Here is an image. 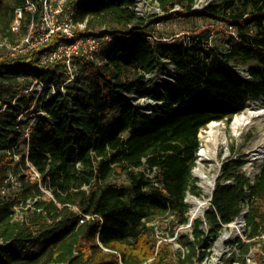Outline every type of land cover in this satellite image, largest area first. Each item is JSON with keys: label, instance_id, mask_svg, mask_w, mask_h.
Segmentation results:
<instances>
[{"label": "trees", "instance_id": "trees-1", "mask_svg": "<svg viewBox=\"0 0 264 264\" xmlns=\"http://www.w3.org/2000/svg\"><path fill=\"white\" fill-rule=\"evenodd\" d=\"M153 1L165 14L157 22L207 18L233 30H223L224 51L210 46L209 28L165 37L136 15L132 0H63L62 15L85 23L78 35L111 38L92 59H72L68 83L63 59L40 62L60 34L13 58L0 46V264H201V227L218 236L245 201L238 262L252 249L262 258L264 163L252 181L242 160L222 163L209 208L179 240L186 250L176 260L150 232L164 218L177 227L188 222L185 197L200 196L192 176L200 130L228 123L246 102L264 106V0H219L202 11L193 8L197 0ZM42 13L41 0H0V44L38 33ZM169 65L176 85L156 97L163 108L141 112L130 99L149 96L145 74ZM246 65L248 79L236 69ZM34 79L55 94H24ZM15 207L22 218H14Z\"/></svg>", "mask_w": 264, "mask_h": 264}, {"label": "rangeland", "instance_id": "rangeland-1", "mask_svg": "<svg viewBox=\"0 0 264 264\" xmlns=\"http://www.w3.org/2000/svg\"><path fill=\"white\" fill-rule=\"evenodd\" d=\"M210 2L218 3L219 0H197V6L194 8L196 11H202L203 8ZM145 13L150 14L149 11ZM152 16V15H151ZM162 16H157V18H152L151 22L154 23V28L157 32L163 34L165 37L173 36L175 39L180 38L183 36H187L190 33L203 31L206 29H210V37L209 43L210 46L216 48L218 51H224L225 49V42L227 39V32L223 30H227L232 32L233 30L227 29L225 25L220 23H213L210 19L207 18H194V19H168L164 22H157L159 18ZM41 26V24H40ZM40 30V27H39ZM219 30L221 32H216ZM39 32V31H38ZM230 34V33H229ZM32 35L37 36L38 34L32 33ZM172 38V37H171ZM171 38L169 41H171ZM5 48L12 53L14 52L16 55H10L12 58L17 57L18 53L17 50L10 49L5 46ZM11 53V54H12ZM26 53V52H25ZM24 53V54H25ZM168 70L165 69L164 72L156 71L153 74H150V78L148 81L149 88L145 90V92H152V86H155L159 81L163 83L165 86H169L173 84L175 79L172 77V73L170 72L169 66H167ZM164 69V68H163ZM238 73L241 75L247 73L248 65L246 66H238L237 68ZM167 70V71H166ZM170 73V74H169ZM169 74V75H168ZM151 88V89H150ZM154 89V87H153ZM161 92V91H160ZM149 95V94H148ZM146 98H149L148 96ZM152 102V101H151ZM150 100L139 101L137 105H152ZM254 106H263L260 101L252 102ZM237 115V114H236ZM235 116V115H234ZM233 116V117H234ZM19 117H23V115H19ZM233 117L230 119L228 123L226 121H219L218 123V130H217V137L221 139L223 144H218L215 149V162L218 164L217 169H210L208 164H204V169L207 171L209 175L217 174V177L220 175V169L222 163L226 161L228 158L232 159H239L243 161L242 171L246 175L249 180H253L255 175L259 173V170L264 163V158H253L251 155L255 152V150L260 149L264 146V115L257 116L252 119L247 125L237 130H234L231 127V122ZM215 122V121H214ZM207 125L202 128L199 132L204 133ZM198 134V138H199ZM231 148L234 150L231 153ZM33 177H38V175L30 171ZM192 176L197 180V186L200 190V198L204 202V207L202 212L195 218L190 217V212L193 209L192 201L195 196L187 193L185 197V203L188 205V222L184 226H174L170 219H161L156 221L152 225V231L150 232V237L153 242H155L156 248L163 246L167 249L169 253H171L172 258L176 260L179 255L185 253V247L180 243L179 240H184L185 235H190L192 232L193 222L197 219H203L204 213L209 208L210 197H205L203 195V191L201 188V181L197 178L192 171ZM123 179H120L119 182H123ZM48 195V194H47ZM242 212L244 214L246 212L247 203L246 201L241 206ZM14 218L20 219L23 216V210L19 207H15L14 209ZM201 229L204 231L205 236L203 237V243L199 249L200 252L207 253L206 257L201 261V264H223L224 260L230 259L229 264H240L238 262V258L240 255L238 253V249L236 248V241L239 239L242 243L246 242L244 236V222L240 227L239 231L232 235L230 240L219 243L218 238L223 235L225 232H228L230 229L228 225L224 226L223 229L220 231L218 236L212 237L208 233V228L206 225H203ZM171 232L173 234H171ZM192 235V234H191ZM191 239V237L189 236ZM257 252V249H252L248 255L245 256L244 264H264V253L262 254V258L260 260L255 257L254 253Z\"/></svg>", "mask_w": 264, "mask_h": 264}, {"label": "built area", "instance_id": "built-area-1", "mask_svg": "<svg viewBox=\"0 0 264 264\" xmlns=\"http://www.w3.org/2000/svg\"><path fill=\"white\" fill-rule=\"evenodd\" d=\"M42 2V17H41V26L40 30L37 33V36H33L32 33H29L27 36H25L16 46H10L7 44H0V46H6L10 49L17 50L18 54H24L29 49L40 45L47 41L50 35L58 33L62 37L61 41L58 43L56 49L52 51L49 54H45L41 56L40 62L46 63V62H53L56 60L63 59L65 61L66 67L70 72V78L66 81V83L70 82L75 77V73L73 72L71 68V61L75 57H82L85 59H92L96 53H98L103 47L111 41L110 36L103 35L100 37L91 36V35H78L76 33V29L84 30L85 29V23L75 25L73 23L71 14L65 13L62 15V3L63 0H41ZM133 2V9L137 16H139L142 19H145L147 22H151L152 18H157V16H164V12L161 10L159 5L153 1V0H132ZM197 4L195 3V8ZM26 9L33 10L32 6H28ZM179 8L175 7L173 10H171L168 14L178 11ZM146 11H149L150 14L145 13ZM152 15V16H151ZM21 17V11L16 10L15 11V19L11 24V30L16 31L19 26V19ZM188 36V35H187ZM151 38V37H149ZM155 41H169V39H157L152 38ZM16 55L14 52L11 54ZM168 68L165 67L161 71L164 72V70ZM170 72L172 73V77L175 79L173 84H170L168 87L163 85V89L160 90L159 93H151L150 91L146 94H149V98H131V102L134 106L138 107V109L145 113L150 114L152 111H155L157 109H162L164 106L163 100H158L156 97L160 95H164V91L171 87L176 85V75L174 73L173 67L169 65ZM166 70V71H167ZM238 72V71H237ZM155 73V72H154ZM153 74V73H151ZM170 74V73H169ZM168 74V75H169ZM150 74H145V90H148L149 88V76ZM241 75V74H240ZM244 79H248L249 75L242 74L241 75ZM152 86V90H153ZM150 88V89H151ZM50 90L51 94H55L54 86L50 85L48 88L41 82L36 79L32 80L31 85L24 90V94H29L32 92H35L37 95L40 94L44 90ZM62 93H64L63 86L61 87ZM150 100L152 105H137V103L141 100ZM22 119H24L22 117ZM18 120H21V117H18ZM88 219V217H85ZM83 222V219L80 220V223ZM263 239L264 236H261Z\"/></svg>", "mask_w": 264, "mask_h": 264}, {"label": "bare ground", "instance_id": "bare-ground-1", "mask_svg": "<svg viewBox=\"0 0 264 264\" xmlns=\"http://www.w3.org/2000/svg\"><path fill=\"white\" fill-rule=\"evenodd\" d=\"M161 83L162 82L159 81L154 86L151 93H159L160 90L163 89ZM262 115H264V106H254L252 102H246L242 112L233 117L231 127L234 130H237L247 125L255 117ZM217 130L218 123L213 121L207 124L204 133L199 134V147L196 152L195 164L192 169L193 174L201 181V188L205 197L211 196L217 180V174L209 175L204 169V164H208L210 169L218 168V164L215 162V149L218 144H223V142L217 137ZM251 156L256 159L264 158V146L255 150ZM192 205L193 209L190 212V217L193 219L202 212L204 202L200 198L195 197L193 198ZM242 224L243 214H241L234 222L228 224L230 230L218 238L219 243L230 240L232 235L239 231Z\"/></svg>", "mask_w": 264, "mask_h": 264}, {"label": "water", "instance_id": "water-1", "mask_svg": "<svg viewBox=\"0 0 264 264\" xmlns=\"http://www.w3.org/2000/svg\"><path fill=\"white\" fill-rule=\"evenodd\" d=\"M218 177H219V176H218ZM218 177H217V178H218ZM211 197H212V194H211V196H210V200H211ZM243 216H244V214H243Z\"/></svg>", "mask_w": 264, "mask_h": 264}]
</instances>
